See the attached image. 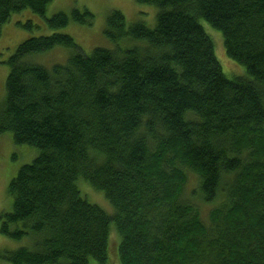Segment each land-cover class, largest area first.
<instances>
[{
  "label": "trees",
  "instance_id": "obj_1",
  "mask_svg": "<svg viewBox=\"0 0 264 264\" xmlns=\"http://www.w3.org/2000/svg\"><path fill=\"white\" fill-rule=\"evenodd\" d=\"M53 0H0V26ZM155 27L107 20L115 48L85 54L65 33L33 36L9 57L0 135L38 150L8 186L0 232L26 242L11 264H264V0H137ZM89 10L46 18L56 30L92 24ZM219 30L248 77L229 78L202 21ZM19 24L33 30V21ZM136 44L122 47L119 41ZM64 46L66 64L44 52ZM213 204L207 223L183 198L188 172ZM88 182L114 207L82 194Z\"/></svg>",
  "mask_w": 264,
  "mask_h": 264
},
{
  "label": "rangeland",
  "instance_id": "obj_2",
  "mask_svg": "<svg viewBox=\"0 0 264 264\" xmlns=\"http://www.w3.org/2000/svg\"><path fill=\"white\" fill-rule=\"evenodd\" d=\"M89 10L94 14L92 24H83L72 20L69 25L53 30L48 27L46 18L52 17L58 12L71 14L74 10ZM113 10H120L129 24L143 22L149 27H155L158 9L156 6L142 4L137 0H53L46 11V18L25 9L15 13L11 19L0 26V106L6 95V81L9 74L7 61L17 47L33 36L51 35L60 32L71 35L80 49L87 55H91L98 47L115 48L117 44L112 42L106 35L107 20ZM33 21L39 28L33 30L22 27L19 22ZM206 31L215 43L216 55L224 67L229 78L248 77L244 65L232 59L226 52L223 34L203 20ZM122 47L136 44L134 41L121 40L118 42ZM72 51L64 46H56L41 54L38 58L40 64L52 67L55 64H66ZM38 155V150L29 146H16L9 133L0 135V215L12 209V198L8 195V186L17 175L20 168L30 164ZM189 180L185 188L183 198L196 204L201 210L203 219L208 223L210 211L216 203L205 204L198 197V176L189 171ZM82 194L91 203L102 207L108 214L114 213V207L102 192L97 191L86 181L79 183ZM119 236L115 231L111 233V262L107 264H121L117 256ZM26 242L15 241L2 235L0 232V251L15 250ZM0 264H11L0 257Z\"/></svg>",
  "mask_w": 264,
  "mask_h": 264
}]
</instances>
